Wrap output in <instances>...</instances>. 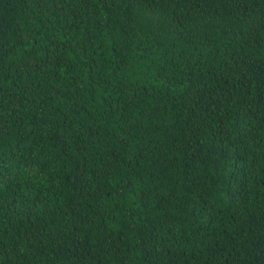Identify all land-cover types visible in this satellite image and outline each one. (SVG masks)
<instances>
[{
    "label": "trees",
    "instance_id": "obj_1",
    "mask_svg": "<svg viewBox=\"0 0 264 264\" xmlns=\"http://www.w3.org/2000/svg\"><path fill=\"white\" fill-rule=\"evenodd\" d=\"M0 264H264V0H0Z\"/></svg>",
    "mask_w": 264,
    "mask_h": 264
}]
</instances>
